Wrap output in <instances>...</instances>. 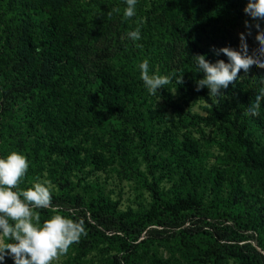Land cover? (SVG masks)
I'll use <instances>...</instances> for the list:
<instances>
[{
	"label": "rangeland",
	"instance_id": "obj_1",
	"mask_svg": "<svg viewBox=\"0 0 264 264\" xmlns=\"http://www.w3.org/2000/svg\"><path fill=\"white\" fill-rule=\"evenodd\" d=\"M15 1L23 3L22 0ZM153 2L165 3L166 0H138L136 16L125 19V0H75L77 29L72 31L71 49L66 56L55 62H44L37 81L30 71L32 68H26L22 63V71L15 74L18 73L17 79L25 90L7 99L0 96V157L12 151L24 154L30 166L21 188L47 181L53 205L58 206L64 215L77 220L74 203H59L54 197L61 194L60 176L68 173L61 170L62 165L72 164L59 151L51 149L33 159L35 142L39 139L49 142L47 137H55L63 145H77L82 156L103 152L109 157V164L101 170L93 171L89 164L81 168L72 167L68 173V185L74 189L68 196L78 195L79 200L87 201L94 195H104L116 202L118 211L130 210L137 215L153 201L151 189L154 183L159 194L166 198L176 193L195 192L203 208L214 215L204 218L188 211L185 225L194 221V228L205 226V229H211L205 222L218 227L226 224L234 227L238 222L241 226L249 224L241 231L247 235V241L264 255V192L254 180L253 173L242 163L234 134L226 133L218 123L205 125L198 121L196 114L205 116L209 108L201 96L184 101L173 82L158 90L156 95H150L140 78L138 65L144 59L149 60L152 72L169 75L164 59L171 57L174 60L184 44V39L163 37L153 25L154 14L159 10L154 12ZM113 8H119L120 12L109 17L108 12ZM16 11L19 12V21H24L25 14L20 9ZM32 14L35 20L47 21L48 14L44 9ZM245 20H250V17L242 9L239 14L232 15L230 23L220 28L222 42L226 46L239 48V33L245 31ZM2 21L0 16V44L5 34ZM137 26L141 30V39L133 42L125 34ZM254 37L255 30L247 38L250 52L257 47ZM202 40L207 42L209 38L202 35ZM22 58L17 56L19 62ZM105 64L126 70L127 77L131 79V96L124 102L123 117L98 109L90 100L89 92H95L98 71ZM240 75V78H248L264 87V68L253 66L247 75L243 71ZM56 78L64 94L78 96L82 101L76 112L80 123L73 132L71 129L62 134L58 127L36 115L38 91ZM88 109L94 113L90 114ZM254 136L264 143L263 132L254 131ZM184 145L189 148L185 149ZM172 147H179L182 156L172 153ZM65 196L63 192L59 200ZM39 211L42 219L43 213ZM44 214V219L52 215L49 210ZM148 227L160 228L156 224ZM165 232L149 244L148 257L141 259L144 264H150L152 257L175 264L187 263V256L177 241L178 235L171 236ZM105 234L113 235L114 239H103L97 235L100 241L84 256H79V241L70 247L67 255L59 257L53 264H104L112 254L120 255V239L115 235L121 232L106 231ZM200 242L196 239L193 244ZM143 250L140 247L138 253ZM192 250L196 252L198 247L193 245ZM4 264L14 262L11 257H6ZM230 264L235 262L230 260Z\"/></svg>",
	"mask_w": 264,
	"mask_h": 264
},
{
	"label": "trees",
	"instance_id": "obj_2",
	"mask_svg": "<svg viewBox=\"0 0 264 264\" xmlns=\"http://www.w3.org/2000/svg\"><path fill=\"white\" fill-rule=\"evenodd\" d=\"M22 2L0 0V16L3 17L5 31L0 44V76L2 78L0 96L2 99L25 90L19 78L17 79L18 73L15 74L17 71H22V63L26 68H32L30 71L34 75V80L37 81L40 67L44 62H55L66 56L71 49L72 31L77 29L75 0H22ZM245 4L246 0L153 2L154 12L159 9L154 14L153 25L163 37L184 39L179 55L174 60H171V57L164 59L169 75L172 76V82L184 101L198 95L209 106L205 116L196 114L199 122L205 125L218 123L226 133L234 134L241 151L242 163L253 173L254 180L264 192V143L256 140L254 136V131L264 133V102L261 104L259 116L245 115L246 109L261 86L256 81L239 77L234 85L229 84L219 96H209L207 87L200 91L196 90V81L203 77V73L196 72L193 56L204 54L210 62L214 63L218 59H224L227 62L224 54L217 56L214 51L226 46L222 42L223 34L220 28L230 23L232 15L239 14ZM17 9L25 14L24 21H19ZM41 9L48 14L47 21L34 19L32 13ZM202 35L207 36L209 40L203 42ZM17 56L23 57L20 62ZM180 73H183L184 83L177 85L176 80ZM89 95L98 109L123 117L124 102L131 96V79L127 77L126 70H118L105 64L98 71V85L95 92H89ZM81 97L87 100L85 96ZM81 102L78 96H69L62 92L59 79H52L48 86L38 91V114L36 115L44 122L58 127L62 130V134L71 129L73 132L80 123L76 112ZM88 111L90 114L94 113L89 109ZM47 138L49 142L36 140L33 148L35 154L31 155L33 159H37L39 154L49 152L50 149L57 150L69 164H72L64 163L61 167L63 172L68 171V173L74 166L81 168L89 164L91 170L97 171L109 164V157H106L103 152H93L82 156L81 149L77 145H63L62 141L58 142L55 137ZM184 148L188 149L189 146L184 145ZM179 150V147L171 148L172 153L182 156ZM178 151L180 153H177ZM68 173L63 177L60 176L59 181L61 189L59 193L64 192L66 198L59 200L61 194L54 197L59 203L73 202L74 211L79 217L77 220L83 221L87 229L86 236L78 243L81 248L79 256H84L87 250L97 245L100 241L97 235L102 236L103 239H114L113 235L108 236L105 232L119 230L121 234L115 236L120 239L118 251L121 254H112L104 264H144L141 259L148 257L149 244L157 238V235L167 231L171 236L178 235L179 247L187 256L186 264H230V260H233L235 264H264V255L247 241V235L241 231V228H247L249 224L244 223L241 226L238 222L234 227L228 224L218 227L205 222L211 226V229H205V226L194 228V221L190 225H185V219L189 216L188 211H194V216L204 218H211L214 215L212 211L203 208L195 192L176 193L175 196L166 198L159 194L154 183L151 189L153 201L142 213L135 215L130 210L118 211L116 202H112L104 195H94L87 201L79 200L78 195L68 196L69 191L74 189V186L68 185ZM45 211L47 210H41L42 220H44ZM88 219H91L94 224ZM151 224H156L160 228L148 227ZM143 231H145L144 235H142ZM196 239L202 242L193 244ZM193 245L198 247L196 252L192 250ZM140 247L144 248L141 254L138 253ZM150 264L175 263L152 257Z\"/></svg>",
	"mask_w": 264,
	"mask_h": 264
},
{
	"label": "clouds",
	"instance_id": "obj_3",
	"mask_svg": "<svg viewBox=\"0 0 264 264\" xmlns=\"http://www.w3.org/2000/svg\"><path fill=\"white\" fill-rule=\"evenodd\" d=\"M125 3L127 7L123 10V17H135L138 0H125ZM243 11L250 20L244 21L245 31L239 33V48L224 46L214 49L217 56L224 54L227 62L224 59L210 62L204 54L193 56L196 72L203 73V77L196 81L197 91L207 87L209 96H219L229 84L237 82L241 71L247 75L253 66L264 68V0H246ZM119 12V8H113L108 16ZM253 30L257 47L250 52L247 38L253 35ZM125 35L133 42L139 41L140 27ZM138 67L150 95H156L158 90L172 82L171 75L152 72L148 59L140 62ZM183 83V73H180L176 84ZM262 102L264 87L259 89L245 115L259 116ZM29 166L28 158L17 151L0 157V264H4L6 257H11L14 264H53L59 257L67 255L70 247L87 234L83 221L64 215L58 206L53 205L47 181L21 188ZM39 210H49L52 215L42 221Z\"/></svg>",
	"mask_w": 264,
	"mask_h": 264
}]
</instances>
